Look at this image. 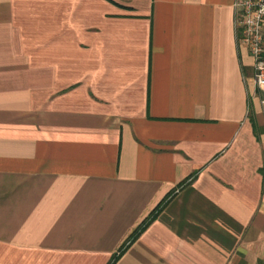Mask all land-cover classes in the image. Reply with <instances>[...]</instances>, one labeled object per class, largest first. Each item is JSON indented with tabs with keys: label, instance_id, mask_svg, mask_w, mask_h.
<instances>
[{
	"label": "crops",
	"instance_id": "crops-1",
	"mask_svg": "<svg viewBox=\"0 0 264 264\" xmlns=\"http://www.w3.org/2000/svg\"><path fill=\"white\" fill-rule=\"evenodd\" d=\"M233 4L0 0V264H264Z\"/></svg>",
	"mask_w": 264,
	"mask_h": 264
},
{
	"label": "built area",
	"instance_id": "built-area-1",
	"mask_svg": "<svg viewBox=\"0 0 264 264\" xmlns=\"http://www.w3.org/2000/svg\"><path fill=\"white\" fill-rule=\"evenodd\" d=\"M233 7L236 40L248 51L256 91L264 93V0H234Z\"/></svg>",
	"mask_w": 264,
	"mask_h": 264
},
{
	"label": "trees",
	"instance_id": "trees-1",
	"mask_svg": "<svg viewBox=\"0 0 264 264\" xmlns=\"http://www.w3.org/2000/svg\"><path fill=\"white\" fill-rule=\"evenodd\" d=\"M153 216H151L150 218H148L142 225L141 227H139V229H137L130 237L129 240L133 239L134 237H136L141 231H143V229L149 224V222L152 220Z\"/></svg>",
	"mask_w": 264,
	"mask_h": 264
}]
</instances>
